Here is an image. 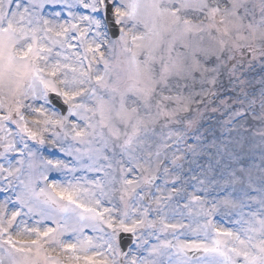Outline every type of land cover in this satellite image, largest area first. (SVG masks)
<instances>
[{
	"label": "snow or ice",
	"instance_id": "6c2138e0",
	"mask_svg": "<svg viewBox=\"0 0 264 264\" xmlns=\"http://www.w3.org/2000/svg\"><path fill=\"white\" fill-rule=\"evenodd\" d=\"M0 264H264V0H0Z\"/></svg>",
	"mask_w": 264,
	"mask_h": 264
},
{
	"label": "rangeland",
	"instance_id": "374dc122",
	"mask_svg": "<svg viewBox=\"0 0 264 264\" xmlns=\"http://www.w3.org/2000/svg\"><path fill=\"white\" fill-rule=\"evenodd\" d=\"M217 220H219L221 223H223V225L225 227H232L231 223L227 222V221H224V220H220L219 217H217Z\"/></svg>",
	"mask_w": 264,
	"mask_h": 264
}]
</instances>
